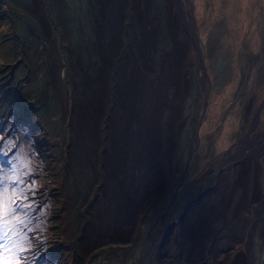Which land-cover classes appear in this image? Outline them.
I'll return each instance as SVG.
<instances>
[{
	"label": "rangeland",
	"instance_id": "374dc122",
	"mask_svg": "<svg viewBox=\"0 0 264 264\" xmlns=\"http://www.w3.org/2000/svg\"><path fill=\"white\" fill-rule=\"evenodd\" d=\"M149 3L148 14L161 27L158 58L163 48L173 47L171 16L178 4H183L197 38L195 42L181 22V39H191L184 65V76L190 81L186 86L183 79L176 95L181 111L176 119L174 155L164 150L161 156L167 183L160 186L155 180L149 184L151 191L135 211L139 225L132 239L121 241L116 237L102 242L109 226L108 197L113 194L107 191L111 181V121L119 105L121 70L142 27L137 0H128L124 10L122 44L109 67L113 71L111 82H107L109 103L92 134L80 127L105 62L102 31L108 26L109 12L102 0H27V4L23 0H0V66L9 63L0 73H5L0 79V176H10L13 166L19 167L21 158L15 152L21 140L28 150L27 167L20 170L24 181L20 187L27 189V195L13 201L22 199L29 206L18 210L27 237L26 259L20 264H68L67 258H74V253L68 254L69 247L57 249L55 245L50 253L47 243L52 239L51 244L55 240L67 246L74 242L69 240L75 234L68 218L61 222L62 217L55 216V202L73 218L80 200L89 220L82 216L83 232L77 238L82 236L83 253L75 262L147 264L149 260V264L154 258V264H196L187 262L193 239L180 243L176 231H170L165 242L167 228L186 214L187 204L202 194L215 174L224 172L229 179L239 175L242 161L235 159L226 166L223 163L238 152L247 135L251 141L264 138V0ZM28 29H33L32 35ZM146 48L147 41L140 39L139 51ZM261 149L251 157L246 170L252 191L257 187L259 195L264 196V142ZM222 173L212 179L213 188L221 183ZM9 185V192L16 190L11 182ZM242 190L238 188L236 197ZM192 203L188 215L195 225L202 203L200 199ZM257 205L260 200L253 198L241 215L255 218ZM233 219V209L213 219L195 258L211 264L226 252L234 257L238 249L246 252L252 247L254 264H264V216L257 220L252 239L242 228L231 226ZM65 249L68 255L61 261Z\"/></svg>",
	"mask_w": 264,
	"mask_h": 264
},
{
	"label": "bare ground",
	"instance_id": "6f19581e",
	"mask_svg": "<svg viewBox=\"0 0 264 264\" xmlns=\"http://www.w3.org/2000/svg\"><path fill=\"white\" fill-rule=\"evenodd\" d=\"M149 1L137 0L142 27L134 37L133 47L128 50L118 85L119 105L113 112L108 150V171L111 181L107 185V191H112L113 194L112 198L108 197L109 226L107 231L103 232L102 242L105 239L116 237H121L119 239L121 241L132 239L139 225L135 211L147 193L151 191L149 184L155 180L160 186L167 183L168 178L164 173L161 156L164 150L170 154L174 152L176 119L181 111L176 95L183 85V79L187 81L184 83L186 86L190 81L184 76V65L185 55L190 50L191 39H181V22L185 23L195 42L197 38L191 21L186 17L182 8L183 4L182 6L178 4V8L174 9L171 16L173 47L163 48L158 58L157 47L160 45L158 41L161 27L160 24L154 22L155 17L153 18L147 12ZM102 3L106 13L109 12L106 14L108 26L102 31V36L106 39L103 51L105 62L102 73L99 75L100 82L87 101L85 114L82 116L83 125L80 127L90 134L95 132L102 112L109 103L107 82L108 80L111 82L113 74L109 67L121 45L122 18L128 0H102ZM38 11L42 13L40 6ZM140 39L144 43L147 41L146 51H139ZM34 50L32 51L33 57H35ZM157 60H159L158 66ZM78 125L80 126V122ZM252 140L247 135L238 152L227 157L223 163V166H226L228 162L235 159L242 161L243 167L238 171L239 175L229 179L230 175L218 172V174L222 173L219 186L213 188L214 180L212 179L218 175L215 174L197 198L202 203L197 223L193 225L190 222L191 215L190 213L188 215V212L193 205L190 202L186 214L177 218L174 225L167 228L165 242L170 231H176L180 243H184L187 238L193 239L188 248L189 260L196 259L195 253L203 237L211 228L213 219L224 216L229 209L234 210L231 226L235 229L242 228L250 238L257 220L263 218L264 196L259 195L257 187L252 191L250 176L246 170L251 157L261 152L259 142L262 138L257 137ZM21 141V146L16 150L15 155H19L20 161L27 164V143ZM239 187L243 189L242 195L236 197ZM253 198L260 200V205L256 206L255 218L245 214L241 215L240 211ZM193 201L195 202L196 199ZM238 251L234 257L231 256L232 252H226L218 262L212 264H254L251 249L245 252L241 248ZM8 255L9 253H4V256ZM153 260L154 258L149 264H153Z\"/></svg>",
	"mask_w": 264,
	"mask_h": 264
},
{
	"label": "snow or ice",
	"instance_id": "6c2138e0",
	"mask_svg": "<svg viewBox=\"0 0 264 264\" xmlns=\"http://www.w3.org/2000/svg\"><path fill=\"white\" fill-rule=\"evenodd\" d=\"M17 160L19 161V157ZM26 167L27 165L20 161L19 167L13 166L10 176H0V262L2 264H20L21 260L26 259L23 253L26 250L27 237L22 232L25 221L18 216L19 209L29 207L22 202V199L26 198L27 189L20 187L24 184L20 170ZM9 182L16 190L8 191ZM17 196L22 198L21 201L13 203ZM5 252L9 253L7 257L4 256Z\"/></svg>",
	"mask_w": 264,
	"mask_h": 264
},
{
	"label": "trees",
	"instance_id": "16d2710c",
	"mask_svg": "<svg viewBox=\"0 0 264 264\" xmlns=\"http://www.w3.org/2000/svg\"><path fill=\"white\" fill-rule=\"evenodd\" d=\"M23 2L25 3L26 2V4H27V0H23ZM33 19H34V21L36 22V20L38 21V19L37 18H35V17H33ZM32 30L33 29H28L27 31L32 35ZM18 62H20V60L18 61ZM17 62V63H18ZM17 65V64H16ZM9 66V63H6V64H4L3 66H0V73L1 72H5V70L7 69V67ZM13 66V65H12ZM14 66H15V64H14ZM13 68H15V67H13ZM5 76V73L3 74V75H1L0 76V79H2L3 77ZM9 79V78H8ZM10 80V79H9ZM4 86V84L1 86V87H3ZM1 89V88H0ZM20 93H22L23 94V92H20ZM59 202L57 201V202H55V206H58L57 207V212H56V214H55V216H61L62 218H60V220H61V222H64L65 220H63V218L64 217H67L68 218V222H69V225H71L70 227H71V229H72V231H73V233L75 234V236H71L70 238H69V240H71V241H74L72 244H74V245H72V244H70V245H68L67 246V244L65 243V242H59V243H57V240H55V243H53V244H51L52 242H53V239L51 240V241H49L48 243H47V245L49 246L50 245V253H52L53 254V252H54V250L57 248V249H62V248H65V247H69V255L71 256V252L72 253H74V258H72V257H69V258H67V262H68V264H79V263H77V262H75V261H77L79 258H80V256L82 255V253H83V243L81 242V238H82V236H79L78 238H77V235H79V234H81L82 232H83V230L81 229V224L83 223V221H82V216L84 217V218H86V216H87V212H86V209L84 210L83 209V207H82V201L80 200V201H78V202H76V210H75V212H74V216H73V218H70L68 215H67V211H63L62 210V204H58ZM59 205H61V206H59ZM84 212V213H83ZM61 213H65V216H62V215H60ZM86 215V216H85ZM87 220H89V218L87 217L86 218ZM78 241V242H77ZM56 245V248H54L53 246H55ZM40 244H38V249L40 248ZM73 250V251H72ZM67 254V251H66V249H65V252H63L62 253V258H61V261L63 260V258L65 259V257L68 255ZM62 264H64V261H63V263Z\"/></svg>",
	"mask_w": 264,
	"mask_h": 264
},
{
	"label": "flooded vegetation",
	"instance_id": "af4514ba",
	"mask_svg": "<svg viewBox=\"0 0 264 264\" xmlns=\"http://www.w3.org/2000/svg\"><path fill=\"white\" fill-rule=\"evenodd\" d=\"M252 248V247H251ZM251 251H253V250H251ZM149 255V257H151V253H149L148 254ZM255 259V258H254ZM192 261H196L195 263L196 264H207L208 263V261H200V260H189V259H187V262H192ZM199 261H200V263H199ZM148 262H149V260H148ZM148 262H146L147 264H148ZM213 263V262H212ZM211 263V264H212ZM153 264H154V261H153Z\"/></svg>",
	"mask_w": 264,
	"mask_h": 264
},
{
	"label": "water",
	"instance_id": "95a60500",
	"mask_svg": "<svg viewBox=\"0 0 264 264\" xmlns=\"http://www.w3.org/2000/svg\"><path fill=\"white\" fill-rule=\"evenodd\" d=\"M121 44H122V43H121ZM117 52H118V51H117ZM117 52H116V55H117ZM116 55H115V56H116ZM263 142H264V138L260 141V146H261V144H262ZM198 196H199V195H198ZM197 198H198V197H195L194 199H197ZM192 202H193V201H192ZM189 205H190V202L187 204V207H188ZM187 207H186V211H187V209H188ZM175 221H176V220H175ZM251 250H252V248H251Z\"/></svg>",
	"mask_w": 264,
	"mask_h": 264
}]
</instances>
